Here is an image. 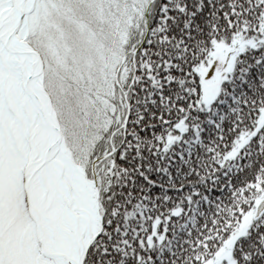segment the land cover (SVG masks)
I'll use <instances>...</instances> for the list:
<instances>
[{"label":"snow or ice","instance_id":"1","mask_svg":"<svg viewBox=\"0 0 264 264\" xmlns=\"http://www.w3.org/2000/svg\"><path fill=\"white\" fill-rule=\"evenodd\" d=\"M0 264H264V0H0Z\"/></svg>","mask_w":264,"mask_h":264}]
</instances>
